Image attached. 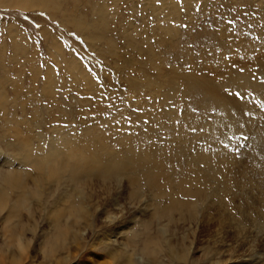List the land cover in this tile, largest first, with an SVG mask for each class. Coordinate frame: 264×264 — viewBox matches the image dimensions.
<instances>
[{"label": "rangeland", "instance_id": "rangeland-1", "mask_svg": "<svg viewBox=\"0 0 264 264\" xmlns=\"http://www.w3.org/2000/svg\"><path fill=\"white\" fill-rule=\"evenodd\" d=\"M13 1L0 0V175L20 173L25 187L0 178V264H264V146L250 138L232 133L220 144L230 155L221 151L224 183L193 174L186 188L203 189L193 212L159 216L174 195L186 200L176 181L189 161L176 140L193 132L188 112L204 109L188 94L179 99L175 122L186 127L178 133L160 101L192 72L221 81L228 62L261 63L264 0H175L178 16L172 0H51L26 9ZM165 133L174 136L165 150L173 144L176 153H162L173 160L164 171L174 181L162 179V192L138 177L143 170L74 184L21 160L28 144L42 161L52 146L120 161L125 136L139 145ZM75 203L84 208L79 221ZM147 245L156 255H144Z\"/></svg>", "mask_w": 264, "mask_h": 264}, {"label": "bare ground", "instance_id": "bare-ground-1", "mask_svg": "<svg viewBox=\"0 0 264 264\" xmlns=\"http://www.w3.org/2000/svg\"><path fill=\"white\" fill-rule=\"evenodd\" d=\"M49 2H51V0H14L12 4L26 9L38 6L47 7ZM166 4L174 16L179 15L180 11L178 12V6L175 0H172V2L168 1ZM226 47L228 48L229 45ZM147 50L150 49L148 48ZM263 58L264 56L260 59L261 63L257 64L254 68H251V66L239 68L228 62L227 75H225L226 77L221 81H212L210 79H206L207 77L205 78V75L197 76L194 74L195 72H192L191 75L182 76V83L179 82L175 86L172 85L169 87V97L165 98L166 100L163 99L160 101L159 107L164 109L162 117L165 118L167 116L170 121H173L174 125L171 126V128L175 132L184 133L183 131L186 127L185 125L177 124L175 122L176 116L179 113V99L188 94L190 95L191 100H194L204 109L196 110L198 108H193L192 113H190V111L188 112L192 115L190 123L193 126V132L189 137L181 134L176 140L177 147L178 143H181V146L178 147V155L185 156L189 161H187L188 164L186 165L187 170L183 173V175L186 173L187 176H180L178 177L179 180L176 181L177 184H179L180 187L186 191V200L181 201L177 198V195H174L172 199L173 204L170 207H165L162 213H159L160 217H169L174 213V211L178 209L181 210L185 207L186 209H191L193 212V196L198 199L203 195V189L199 188L193 192V190L186 188V186L189 187L193 185V174L199 178V176L203 173L205 176L207 175L211 177L212 180H215V182L218 181L224 183L223 173L226 168V164L220 160L222 154H224L223 152L221 154V151L224 149L226 150V158H229L230 155L228 150L222 147L223 144H220L227 140L228 135L230 136V134L234 133L238 138H240L241 135L242 137L250 138L259 146H264V115L256 108V104L261 105L263 103L262 105H264ZM201 71V74L204 73V68ZM223 87H225V89ZM234 90L242 95L244 94L243 99H241V97H237L236 94H234L236 93ZM250 92L252 93V97L248 96V94H251ZM166 106H169L171 109L166 108ZM199 112L201 114H199ZM165 134L166 136L163 139L159 137H152L153 139H156L154 142L151 141V143L149 142L150 144L140 143L139 145L132 143V137H126L123 135L125 136L124 140L120 141V146H122V159L120 161L113 158V155H111L112 157L109 155L110 157L108 158V161L103 162L93 155L86 154L84 150L78 152L73 148H68L69 150L67 149L68 151L66 150L67 152L64 153L58 146H52L49 153L45 154L46 157H44L42 161V158L37 160L33 155H31L28 144L26 145L25 155H23L21 160L23 162L33 164L34 167L40 170L44 169L52 181H57L58 179H62L64 177H70V180L74 184L81 182V178L84 176L90 177L92 173L100 172L106 179H113L118 177L122 171H126L127 169L133 168L136 172H138L137 170H143L145 172H139L138 177L142 174L141 177L145 178L144 183L150 185V187L154 190L162 192L163 186L160 183L162 179L166 180L165 182L169 185L174 182L167 177L168 175L166 171H164V167L166 166L165 161H169L171 159L168 156L165 158L164 156L166 155L162 153H176L175 147L171 142H168L167 144H172L170 149L165 150L166 145H164V142L174 139V136L171 134ZM138 138L136 141L144 140L143 138ZM203 139L206 140L207 145L208 143H211L209 145L210 147L205 146ZM193 140H195V143L198 145L195 147L196 149L193 148ZM202 143L204 146L200 145ZM136 147L139 149L137 152L135 150ZM43 150L44 147L42 148V152ZM156 154L157 156L162 155V159L161 157L158 158ZM215 159L216 162H213ZM174 173L175 175L182 174L181 172H178V170H174ZM14 174L18 173L9 171L0 175V178L3 179V181L15 186L17 190L24 188L25 182L23 175L19 173V176H14ZM175 175H170V177H175ZM41 181L43 180L40 178L38 183ZM131 182L135 183L137 180L131 179ZM1 195L2 190H0V209L2 210L5 206L2 203ZM16 204L14 206L15 209L13 208L12 211L9 212V214L11 213L10 216H13L14 211L23 204L21 198L17 200ZM76 205L78 204L75 203L73 206V208H76V213H73V216L77 221H79L83 218V212L81 211L84 210V208L81 207L82 204H79V206ZM55 218V220L59 221L57 214H55ZM173 251L174 250L172 249L171 252ZM143 253L145 256L149 257L151 253L156 255L155 248L151 245L143 247ZM152 258L155 260V257Z\"/></svg>", "mask_w": 264, "mask_h": 264}, {"label": "snow or ice", "instance_id": "snow-or-ice-1", "mask_svg": "<svg viewBox=\"0 0 264 264\" xmlns=\"http://www.w3.org/2000/svg\"><path fill=\"white\" fill-rule=\"evenodd\" d=\"M198 10V9H197ZM233 21H229V23L231 24ZM185 27H187V25H185ZM237 96H239L240 94L239 93H237L236 94ZM195 131V130H194ZM245 139H247V137H245Z\"/></svg>", "mask_w": 264, "mask_h": 264}]
</instances>
